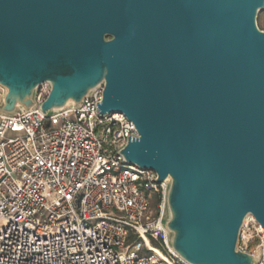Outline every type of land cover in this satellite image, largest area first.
Listing matches in <instances>:
<instances>
[{"label":"water","instance_id":"1","mask_svg":"<svg viewBox=\"0 0 264 264\" xmlns=\"http://www.w3.org/2000/svg\"><path fill=\"white\" fill-rule=\"evenodd\" d=\"M264 0H0V115L124 114L125 162L165 183L162 225L187 264H260L264 237ZM48 85L44 102L40 89ZM264 264V262H263Z\"/></svg>","mask_w":264,"mask_h":264},{"label":"built area","instance_id":"2","mask_svg":"<svg viewBox=\"0 0 264 264\" xmlns=\"http://www.w3.org/2000/svg\"><path fill=\"white\" fill-rule=\"evenodd\" d=\"M49 91L40 89L39 105ZM102 91L49 118L39 109L0 115V264H187L162 225L167 185L125 162L121 151L138 135L124 114L99 116ZM239 250H262L263 264L251 215Z\"/></svg>","mask_w":264,"mask_h":264},{"label":"rangeland","instance_id":"3","mask_svg":"<svg viewBox=\"0 0 264 264\" xmlns=\"http://www.w3.org/2000/svg\"><path fill=\"white\" fill-rule=\"evenodd\" d=\"M257 23H258V26L261 30H264V11H262L259 16H258V19H257ZM153 206L155 208H157V206H161V201L156 199L153 203ZM156 253L159 254V250L157 248H155L154 250ZM160 255V254H159ZM161 256V255H160Z\"/></svg>","mask_w":264,"mask_h":264},{"label":"trees","instance_id":"4","mask_svg":"<svg viewBox=\"0 0 264 264\" xmlns=\"http://www.w3.org/2000/svg\"><path fill=\"white\" fill-rule=\"evenodd\" d=\"M150 247L153 249V251L155 250V247H152V246H150ZM159 254H160L163 258L166 259V256H165L164 254H162L160 251H159Z\"/></svg>","mask_w":264,"mask_h":264},{"label":"bare ground","instance_id":"5","mask_svg":"<svg viewBox=\"0 0 264 264\" xmlns=\"http://www.w3.org/2000/svg\"><path fill=\"white\" fill-rule=\"evenodd\" d=\"M155 252V251H154ZM158 254V253H157Z\"/></svg>","mask_w":264,"mask_h":264}]
</instances>
